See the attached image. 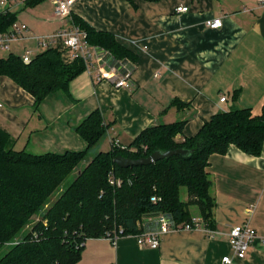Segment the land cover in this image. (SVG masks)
<instances>
[{
	"label": "crops",
	"instance_id": "1",
	"mask_svg": "<svg viewBox=\"0 0 264 264\" xmlns=\"http://www.w3.org/2000/svg\"><path fill=\"white\" fill-rule=\"evenodd\" d=\"M26 0H0V14L10 11L30 29L9 53L41 50L33 35L49 36L75 25L113 34L137 67L128 88L98 82L86 70L70 84L69 94H51L36 111L34 98L8 77H0V128L15 150L35 155L80 152L87 143L76 128L95 110L109 125L106 142L129 146L146 128L186 121L182 135L195 136L219 112L264 106V4L258 0H77L64 21L54 16V0L29 8ZM187 7V12H177ZM220 18L223 27L206 26ZM16 24V23H15ZM36 35V36H37ZM29 46V47H28ZM60 50L62 48H59ZM66 63L71 53L61 50ZM226 96L224 103L220 102ZM178 100L186 106L179 110ZM208 173L216 200L214 237L202 228L172 231L157 249L142 247L135 236L116 243L103 237L86 241L78 264H264V147L251 156L231 145L227 154L210 158ZM184 193V194H183ZM184 195V197H183ZM183 202L188 192L181 189ZM191 214V211H190ZM194 222L202 220L193 213ZM249 225L257 233L244 259L234 257L229 233Z\"/></svg>",
	"mask_w": 264,
	"mask_h": 264
},
{
	"label": "trees",
	"instance_id": "2",
	"mask_svg": "<svg viewBox=\"0 0 264 264\" xmlns=\"http://www.w3.org/2000/svg\"><path fill=\"white\" fill-rule=\"evenodd\" d=\"M44 1L26 0L25 6L32 8ZM73 21L87 32L91 44L110 50L117 58L130 56L113 34L97 31L77 18ZM16 22L15 13L0 14V33ZM84 71L81 60L66 63L56 47L38 53L29 64L14 53L0 58V77L10 78L29 93L36 111L51 94H69L71 82ZM173 105L179 110L186 106L178 100ZM185 125L186 121H179L151 126L125 149L113 146L110 151L94 155L28 232L25 230L32 218L106 138L109 125L101 111L95 110L76 128L87 143L86 150L42 155L15 150L14 139L0 128V252L8 248L0 264H78L87 240L121 231V237L137 235L143 231L145 216L164 214L177 224L192 225L191 205L198 206L201 222L214 230L216 200L207 171L210 158L227 154L231 145L248 155L260 156L264 147V106L260 115L244 108L219 112L195 136L176 140ZM178 149L190 153L130 168H120L114 161L118 156L138 160L157 151ZM111 172L121 180V186L110 185ZM182 188L187 189V202L180 198Z\"/></svg>",
	"mask_w": 264,
	"mask_h": 264
},
{
	"label": "built area",
	"instance_id": "3",
	"mask_svg": "<svg viewBox=\"0 0 264 264\" xmlns=\"http://www.w3.org/2000/svg\"><path fill=\"white\" fill-rule=\"evenodd\" d=\"M11 1V0H10ZM77 0H54V16L60 21L66 20L71 15L73 5ZM264 4V0H258ZM187 7H180L177 12H187ZM210 29L218 30L223 27V21L220 18L210 20L206 23ZM30 29L25 24H14L8 31L0 33V52L9 53L15 42L27 38ZM33 39L37 41L38 47L48 49L51 47L62 48L71 53V59L81 60L85 66V70L98 82L106 81L114 84L116 88H128L132 84V78L137 70L136 64L128 57L117 58L113 53L101 46L93 45L88 40L87 32L79 26L70 28H61L56 33L49 36H35ZM21 56L25 64L32 62V50L26 49ZM227 100L226 96H222L221 103ZM113 146L125 149V146L119 145L113 141ZM111 186H121V180L117 179L111 172L109 176ZM143 231L137 235V241L142 247H150L157 249L160 246L161 238L165 234L178 230H193L202 228L208 237H214L215 231L207 228L203 222H194L191 224H177L170 216L164 214H151L145 216L142 222ZM122 236V231L118 233H108L105 238L116 243L118 238ZM257 238V233L249 225L234 226L229 233V242L235 258L244 259ZM16 243V242H15ZM222 264H233L230 256L222 259Z\"/></svg>",
	"mask_w": 264,
	"mask_h": 264
},
{
	"label": "rangeland",
	"instance_id": "4",
	"mask_svg": "<svg viewBox=\"0 0 264 264\" xmlns=\"http://www.w3.org/2000/svg\"><path fill=\"white\" fill-rule=\"evenodd\" d=\"M19 18V17H18ZM17 18V19H18ZM20 21H23L19 18ZM16 23H19V24H24V23H20V22H16ZM26 25V24H25ZM37 35V34H36ZM35 35V36H36ZM38 36V35H37ZM29 47V46H28ZM30 50H32L31 47H29ZM43 50L45 49H42V50H32V56H35L37 55L38 53L42 52ZM18 53L19 54H23V50H18ZM3 55V56H6L7 54H0V56ZM107 151H110V146L108 145V143L106 142V139H103L98 145H96L93 150L91 151V154H90V159L89 160H85L83 161L67 178L66 180L63 182V184L60 186V188L56 191V193L50 198V200L48 201L47 205L44 207V209L37 215H35L33 218H32V223L29 227H27V229L25 231H30L31 228L37 224L40 220H42L43 218V215L46 213V211L49 209V207L54 204L59 198L60 196L64 193V191L72 184V182L76 179V177L79 175V173L88 165L89 161L92 159V157L94 155H96L97 153L99 152H107ZM183 192H186L187 193V189L186 188H182ZM184 194V193H183ZM184 197V195H183ZM190 211H191V214L193 213H198L200 212L198 206L196 205H191L190 206ZM24 232H22L21 234L19 235H23ZM112 242V241H111ZM8 248L7 247H4L3 250L0 252V259L1 257L7 252Z\"/></svg>",
	"mask_w": 264,
	"mask_h": 264
},
{
	"label": "water",
	"instance_id": "5",
	"mask_svg": "<svg viewBox=\"0 0 264 264\" xmlns=\"http://www.w3.org/2000/svg\"><path fill=\"white\" fill-rule=\"evenodd\" d=\"M189 153L190 152L185 149H178V150L166 151V152L157 151L148 158H141L138 160H133L130 158L118 156L115 158L114 161H115V164L120 168H130V167H135V166H144V165L154 164L155 162L161 159L169 158L174 155L187 156L189 155Z\"/></svg>",
	"mask_w": 264,
	"mask_h": 264
}]
</instances>
